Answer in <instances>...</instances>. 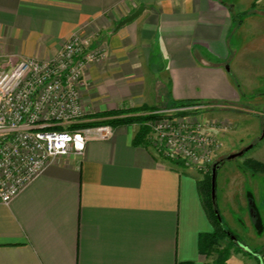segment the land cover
Returning a JSON list of instances; mask_svg holds the SVG:
<instances>
[{"label": "crops", "instance_id": "obj_1", "mask_svg": "<svg viewBox=\"0 0 264 264\" xmlns=\"http://www.w3.org/2000/svg\"><path fill=\"white\" fill-rule=\"evenodd\" d=\"M247 1L239 12L243 0H0V63L49 59L80 32L107 48L106 58L84 71L88 118L116 110L142 115L141 108L181 102L223 108L240 98L231 68L250 69L247 57L256 51L261 55L251 61L264 64V0ZM139 7L134 20L117 28ZM248 30L253 39L244 41ZM113 129L109 140L87 142L81 156L57 158L0 203V264H203L199 239L213 232L204 174L135 144V122ZM236 173L222 196L227 214L231 200L243 209L247 196L254 200L241 189L246 169ZM255 176L251 187L261 198ZM251 211L249 224L261 228L254 204Z\"/></svg>", "mask_w": 264, "mask_h": 264}, {"label": "built area", "instance_id": "obj_2", "mask_svg": "<svg viewBox=\"0 0 264 264\" xmlns=\"http://www.w3.org/2000/svg\"><path fill=\"white\" fill-rule=\"evenodd\" d=\"M106 55L104 44L77 32L49 59L0 63V203L8 204L57 158L81 156L87 142L113 136L110 125L78 126L94 121L82 101L85 68ZM205 107L146 111V144L186 169L207 173L221 145L211 133L214 124L197 116Z\"/></svg>", "mask_w": 264, "mask_h": 264}, {"label": "rangeland", "instance_id": "obj_3", "mask_svg": "<svg viewBox=\"0 0 264 264\" xmlns=\"http://www.w3.org/2000/svg\"><path fill=\"white\" fill-rule=\"evenodd\" d=\"M243 1L246 4L245 2L241 4L239 12L247 11L250 6L247 0ZM258 8L263 9L262 6H258ZM255 10L259 9L255 8ZM245 28L247 29L248 27ZM254 33V30L244 31V41L252 40ZM234 38L233 36V41L235 40ZM98 44L101 45V43ZM247 53L251 55V50ZM259 55L261 54L256 51L254 55L247 57L251 64L255 65L250 66V64H247L250 69H237L236 66H233L229 72V77L233 81L232 84L240 97L238 101L224 105L218 103L223 105L224 109L215 105L209 106L211 105L210 103L201 104L204 107H209L200 109L197 114L201 121L204 120L206 123L212 122L214 124L211 133L221 145V148L213 155L214 161L219 158L225 160L223 167L217 171L216 175L217 207L226 229L232 236L231 241H236V245L233 248L229 245L228 239L220 240L213 252L205 258L203 264H218L221 261V256L228 257L225 264H264V164L262 163L263 167L261 169L246 170V177L242 175L241 189L246 194L247 191L252 193L254 197L252 201L247 196L245 199L247 207L243 209L237 202L231 200L228 202V207L231 210L227 214L225 213L227 204H223L222 197L225 192V185L228 189L229 181L232 178L239 177L236 171L243 169L241 166L243 161L251 159L255 162H257L256 159L264 161V138L263 140H258L264 134V113L262 116L260 115L264 109V64H259L257 61L254 62L255 60L251 61L252 58H257L254 56ZM249 60L247 59L248 62ZM176 106L180 105L172 107ZM225 127L226 129L224 130ZM251 145H254L253 148L242 156L232 160L227 159L229 155L238 153ZM253 173H256L255 179L260 180L259 194L263 195L261 198H259L260 195L255 189L251 187L250 176ZM252 204L255 205V208L260 213L261 228L256 223L249 224L248 215L253 212L251 211Z\"/></svg>", "mask_w": 264, "mask_h": 264}, {"label": "trees", "instance_id": "obj_4", "mask_svg": "<svg viewBox=\"0 0 264 264\" xmlns=\"http://www.w3.org/2000/svg\"><path fill=\"white\" fill-rule=\"evenodd\" d=\"M248 12H244L241 14H238L235 19H233L234 27H239L241 23L243 22V19L248 15ZM186 104H196V103H191V102H181L176 105H186ZM200 104V103H197ZM148 111V108H141L140 111ZM150 110H153V108H150ZM126 111H121V110H116L112 112H104L101 114H97L96 120L92 122H86L78 125L79 127L83 126H95V125H110V126H115L118 124H125V123H131L135 122L138 124V130L135 135V144H141V143H146V134L148 132L147 128L144 126V122L148 119L147 117L142 116L141 114L138 115H124ZM130 113V112H128ZM134 113V112H133ZM264 119V117H263ZM254 146V145H253ZM253 148V147H252ZM170 163L179 166L181 168H184L183 164L179 161H174L170 159H166ZM242 167L246 170L252 169L256 170L257 168H262V164L259 162H255L253 160H246L243 162ZM204 180H203V193L205 196L204 199V207L207 212V215L209 219L212 222L213 225V232L210 234H203L201 235L199 239V254L203 256V259L208 257V254L213 252V249L218 245V242L220 240L228 239L229 240V245L231 247H235L236 241L235 242L231 241V234L228 232V230L225 227V224L218 219L217 215L215 214L213 207H212V202H211V169L204 174ZM257 214L256 212H254ZM256 220L259 218L258 214L256 215ZM239 246V245H238ZM228 258V257H227ZM226 256H221L220 257V262L218 264H225L227 261ZM179 264H193L192 262H183ZM204 264H209V263H204Z\"/></svg>", "mask_w": 264, "mask_h": 264}, {"label": "water", "instance_id": "obj_5", "mask_svg": "<svg viewBox=\"0 0 264 264\" xmlns=\"http://www.w3.org/2000/svg\"><path fill=\"white\" fill-rule=\"evenodd\" d=\"M143 10L142 7H139L134 13H132L129 17H127L126 19H124L122 22H120L117 26V28L125 25L126 23L131 22L132 20H134ZM226 69L229 71V68L226 67ZM253 147V145L241 150L238 153L235 154H231L227 157V159H234L236 157L242 156L244 153H246L248 150H250ZM221 164V161H215L213 162L212 166H211V202H212V207L213 210L215 212V214L217 215L218 219L221 220V217L219 215V211H218V207H217V198H216V175H217V170L219 169Z\"/></svg>", "mask_w": 264, "mask_h": 264}, {"label": "flooded vegetation", "instance_id": "obj_6", "mask_svg": "<svg viewBox=\"0 0 264 264\" xmlns=\"http://www.w3.org/2000/svg\"><path fill=\"white\" fill-rule=\"evenodd\" d=\"M224 161H225V160L222 159L219 169H220L221 167H223V165H224ZM241 166H242V165H241ZM219 169H218V170H219ZM218 170H217V171H218ZM253 210H255V209L253 208ZM254 212H255V211H254Z\"/></svg>", "mask_w": 264, "mask_h": 264}]
</instances>
